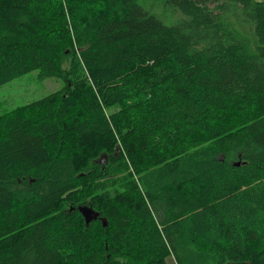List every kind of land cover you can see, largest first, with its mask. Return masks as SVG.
<instances>
[{
  "label": "trees",
  "instance_id": "1",
  "mask_svg": "<svg viewBox=\"0 0 264 264\" xmlns=\"http://www.w3.org/2000/svg\"><path fill=\"white\" fill-rule=\"evenodd\" d=\"M32 71L63 86L0 116V264H264V0H0V87ZM102 155L137 183L95 194Z\"/></svg>",
  "mask_w": 264,
  "mask_h": 264
},
{
  "label": "rangeland",
  "instance_id": "2",
  "mask_svg": "<svg viewBox=\"0 0 264 264\" xmlns=\"http://www.w3.org/2000/svg\"><path fill=\"white\" fill-rule=\"evenodd\" d=\"M151 9L150 12L159 13L157 5ZM163 21H165V24L171 23L166 19H163ZM62 86L63 82L56 78L40 80L38 78V71H32L22 77L9 81V83L0 87V116L15 108L23 107L26 104L40 100L48 94L58 91ZM103 157L102 161H106V163L100 164L102 166L108 165V172L106 177L95 181L93 191L97 195L112 198L115 197L114 195H118L119 192L126 191L130 184L137 181V178L133 177L126 160L108 162L106 155ZM129 175L132 177L129 178ZM79 207L91 208L97 214L96 219L98 223H101V225L103 223L107 224L105 217L100 216V212L95 210L91 205H78L77 208ZM166 264H175L174 259L169 256L166 258Z\"/></svg>",
  "mask_w": 264,
  "mask_h": 264
},
{
  "label": "water",
  "instance_id": "3",
  "mask_svg": "<svg viewBox=\"0 0 264 264\" xmlns=\"http://www.w3.org/2000/svg\"><path fill=\"white\" fill-rule=\"evenodd\" d=\"M102 160L103 159H101L99 161V163L105 164L106 161H102ZM77 211H79L80 214H82L84 221H85L84 223H86V224H88V222H90V221L93 222V220H96L97 214L93 210H91V208H89V207H79ZM103 226H106V223H103Z\"/></svg>",
  "mask_w": 264,
  "mask_h": 264
},
{
  "label": "bare ground",
  "instance_id": "4",
  "mask_svg": "<svg viewBox=\"0 0 264 264\" xmlns=\"http://www.w3.org/2000/svg\"><path fill=\"white\" fill-rule=\"evenodd\" d=\"M103 156H105V155H102V156L100 157V159H99V160L103 159ZM93 221H94V220H93ZM88 224H89V222H88Z\"/></svg>",
  "mask_w": 264,
  "mask_h": 264
},
{
  "label": "flooded vegetation",
  "instance_id": "5",
  "mask_svg": "<svg viewBox=\"0 0 264 264\" xmlns=\"http://www.w3.org/2000/svg\"><path fill=\"white\" fill-rule=\"evenodd\" d=\"M94 221H97V219H96V220H94Z\"/></svg>",
  "mask_w": 264,
  "mask_h": 264
}]
</instances>
